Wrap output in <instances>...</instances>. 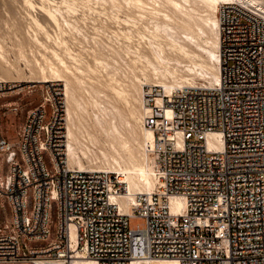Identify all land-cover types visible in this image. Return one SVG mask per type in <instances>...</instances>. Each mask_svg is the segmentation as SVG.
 <instances>
[{"label":"built area","instance_id":"obj_1","mask_svg":"<svg viewBox=\"0 0 264 264\" xmlns=\"http://www.w3.org/2000/svg\"><path fill=\"white\" fill-rule=\"evenodd\" d=\"M218 13L221 83L173 94L145 86L159 182L132 213L115 199L124 190L115 173L69 165L58 105L29 111L14 138L0 129V262L69 264L81 252L98 264H264V10L232 2Z\"/></svg>","mask_w":264,"mask_h":264},{"label":"bare ground","instance_id":"obj_2","mask_svg":"<svg viewBox=\"0 0 264 264\" xmlns=\"http://www.w3.org/2000/svg\"><path fill=\"white\" fill-rule=\"evenodd\" d=\"M24 1L31 8H40L43 11L47 22L55 25L56 44L64 46L65 51L75 61H81L80 64L70 63L58 49L52 47L51 52L54 59L45 56L44 63L38 59L35 64L42 74V79L39 77L41 80L38 81L53 82V84L64 82V94L68 102L75 103V105L70 103L67 105V139L66 149L64 148L67 161L71 167L80 169L108 168L107 171L117 174L120 182L124 185V190L115 196V199L121 209L127 213L133 212V205L138 193H153L159 182L153 157L146 148V142L153 139L154 133L144 124L145 117L151 113L150 107L146 103L144 85L161 86L166 93L173 94L187 86L221 83L223 59L219 6L223 3L244 2L264 10V0H102L111 2L115 6L126 1L131 9L132 7L137 9V20L146 23L138 28L139 37L144 39V44L139 42L140 44L136 46L128 44L125 47V53L128 54V65H125L131 75L123 74V76L125 75L123 77L119 75L121 73L119 67L116 66L120 63L117 62L116 65H113L109 61L110 57L114 61L116 60L115 57H112L114 53V56L116 54L118 56L120 53L117 49L112 48V45L109 47L110 51L108 46L106 47L109 44L103 46L108 50L105 52L106 54L103 52L105 49L102 44L100 48H98L99 46L95 48V46L90 51L95 65L91 64L82 52H75L70 48L69 38L67 39L66 36L71 35L73 38L75 34L73 32L80 31V29L75 22L77 20H73L68 14L74 10L75 4L80 0H63L61 4L54 0ZM32 21L34 23L32 26L34 27L32 29L33 39L46 45V42L44 43L38 34V30H43L48 37L51 36L44 20L33 15ZM128 28L127 31L124 29L123 33L126 37L131 38L132 31ZM84 50L88 49L84 48ZM0 66L6 73L13 71L20 73V68L6 57L2 44H0ZM95 67L97 70L101 68L102 75L106 79L104 85L111 90L110 94L112 93L114 98L123 101L125 104L123 107L115 104L103 105V103L97 105L98 99L93 98L96 94L95 88L87 81V78L92 77L89 72ZM7 78L5 75L0 76V90L3 89L2 86L5 83H9ZM200 78L207 83H198ZM26 82L32 83L37 80H20L17 86ZM81 91L89 93L88 95H91L93 99L91 100L92 104L94 102L96 105L84 104L87 99L84 101L82 93H79ZM104 95L106 94L104 93ZM157 100L160 101L159 96ZM60 124L62 129V123L60 122ZM63 137L62 130L57 138V142L61 146L65 141ZM218 138L219 135L216 133L209 134L208 143L215 146ZM99 153L104 157L102 163L92 165L90 163L92 157L90 160L87 159L88 164L84 161L85 157L90 158L89 154L98 155ZM170 203L173 211L183 212L185 207L183 197L174 195L171 197ZM38 264H64V262L60 259H41ZM69 264H98V261L78 252ZM132 264L177 263L171 258H149L135 259Z\"/></svg>","mask_w":264,"mask_h":264},{"label":"rangeland","instance_id":"obj_3","mask_svg":"<svg viewBox=\"0 0 264 264\" xmlns=\"http://www.w3.org/2000/svg\"><path fill=\"white\" fill-rule=\"evenodd\" d=\"M54 1L61 4L63 0H54ZM122 2H121L122 4L119 3L120 5L118 4L115 6L112 5L111 2L110 3L108 1L104 2L102 0L78 1L77 4H75L74 10L70 11L68 15L73 20H77L75 22L78 25L80 31L76 30L75 32H73V34L75 33L74 34L75 39L74 37L72 38L71 35L66 36L67 39L69 38L68 42L70 48L75 52H79V53L82 52L83 55L86 56L87 60H89V62L93 65H95V62L91 56L92 53L90 51H92V49L95 46H96L95 48H97L98 46H99L98 48H100L101 44L102 47L106 44H109L106 45V47L108 46L107 48L110 51L109 47L112 45V48L117 49L118 52L120 51L119 53L120 55L118 54L117 56L116 54V56H114L115 55L114 53L112 57H115L116 60L114 61L110 57L109 61L113 65H116L115 63L117 62L120 63L119 64L120 66L118 64L116 65L119 67L120 70L119 72L121 73L119 74L120 76H123V74L131 75L127 67L128 54L125 53L126 52L125 47H127L128 44L131 46H136L140 44L139 42L144 44L145 42L144 39H141V37H139L138 28H141L142 25L146 24L143 21L137 20L138 12L136 11L137 9L135 7H132L131 9V7H129L130 5L126 1H122ZM62 6L65 7V5L63 4ZM33 15H37L40 19L44 20L43 22L45 23L46 28L48 27L47 29L51 34L50 37H48L43 30H38L39 37L41 38V40L43 39L44 43L46 42V45L45 44L42 45L33 39L32 36L33 33L32 29L34 28L32 27L34 25L32 21ZM44 16L45 15L43 14V11H41L40 8H31L29 5L25 3L24 0H0V44H2L4 47L6 57L16 66H18V68H20V73L13 71L11 72L12 73L11 74V73H6L4 71V68L0 66V74H1L0 76L5 75L6 77H8L7 79L9 80V83L7 84L5 83L2 86L3 89L0 90V129L5 135L14 138L17 127L26 120L29 111L40 105H46L47 107H49V105H58V117L63 126L61 130H63L64 133L63 139L65 140L63 146L66 149L67 105H69L70 102H68L67 97L64 94L65 93L64 82H57L53 84V82L38 81L42 79L41 77L42 74L41 72H39L38 67L35 66V64L38 59H40V61L44 63L43 59L45 56L54 59L52 58L53 57L51 52L52 47L58 49L59 52L63 54L65 59H67L68 62L70 63L80 64L79 62L81 61L79 62L75 61L65 51L64 46H59L56 44L54 38V36L56 35L55 25L53 23L51 24L47 22V19ZM127 28L128 30L132 31L131 32L132 34L130 33L132 36L131 38L126 37L125 33H123V31L124 32L125 30L127 31ZM104 47L103 49H105ZM84 48L88 50H84ZM103 52L104 53L108 52V50L105 49L103 50ZM102 74L103 71L101 70V68H98L97 70V67H95L94 70L89 72V75L92 76L93 78L92 77H90V79L87 78L88 83H91L90 85H92L95 88L96 94L93 92V95L95 94L94 95L95 97L93 98L96 100L98 99L97 101L101 103L99 104L97 102L98 103L97 105H102L103 103V105L115 104L123 107V105H125L123 101L114 98L113 94L112 93L110 94L111 90L104 85V83H106V79ZM30 79H35L37 80V82H32V83L26 82L23 83V85L17 86L18 81L20 80L27 81ZM198 81H199L198 83H203V82L207 83L206 81H204V79L201 78ZM147 85L150 86L153 84H145L144 86ZM160 88L162 87L160 86ZM79 93H82L81 95H83L84 101L87 99L85 101L86 103L84 104L86 105L95 104L94 102L92 104L91 100L93 99L91 98V95H88L89 93L87 94L86 91L85 93H83V91ZM104 93L106 95H104ZM96 95L99 97H97ZM109 100H111V102H109ZM70 104L75 105L74 102H71ZM12 105H17L19 107L17 112L12 111L11 109ZM89 155L90 158L85 157L86 160L84 158V161H86L87 164L89 162L88 160H90L91 157H92L91 159L92 161L90 163L92 165L100 164L104 160V157L101 156L100 153L98 155L95 154H89ZM96 169H101L105 171L108 170V168H96ZM142 222H143L142 219L139 220L133 218L130 220V224L132 226H135L136 224ZM0 264H32V263L25 261H18V262H0Z\"/></svg>","mask_w":264,"mask_h":264}]
</instances>
